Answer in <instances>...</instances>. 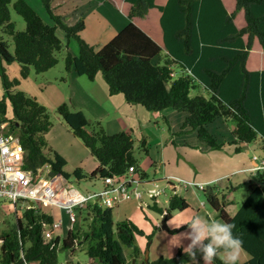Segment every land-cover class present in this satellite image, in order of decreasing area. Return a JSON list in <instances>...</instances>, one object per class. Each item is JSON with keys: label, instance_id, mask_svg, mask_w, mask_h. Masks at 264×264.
Masks as SVG:
<instances>
[{"label": "trees", "instance_id": "trees-1", "mask_svg": "<svg viewBox=\"0 0 264 264\" xmlns=\"http://www.w3.org/2000/svg\"><path fill=\"white\" fill-rule=\"evenodd\" d=\"M53 1L42 0L54 21L51 24L26 0H16L14 9L26 21V29L17 30L10 10L12 0H0V57L7 64L18 62L21 73L20 78H10L7 68L2 66L0 77L5 93L0 99V109L28 152V167L49 165L52 175L81 180L123 175L133 165L137 176H147L134 155L132 129L113 134L100 125L96 129L82 110H72L68 103H62L57 109L65 124L99 161L92 173L82 168L67 171V159L49 146L46 137L54 126L48 107L26 91L14 90L22 79L30 76L32 67L42 73L59 62L57 53L64 46L58 29L79 43L77 55L70 50L66 55V70L86 75L90 80L102 72L111 95L124 93L130 104L143 105L154 112L170 107L187 112L181 131H197L199 138L214 149L223 145L208 128L217 118L235 123L233 133L239 143H252L260 134L264 138V69L247 68L250 53L255 54L259 46L264 50V0H234L232 11L224 0H124V11L131 22L99 48L81 37L85 18L67 23L55 11ZM153 10L160 15L163 44L154 38L158 33L154 16L147 17ZM240 11L244 14L242 26L237 22ZM3 34L12 37L14 52ZM164 49L169 51V58L157 63L155 58ZM177 64L183 73L175 77L173 67ZM197 83L209 90V97L192 95ZM8 100L13 107L12 118L8 117ZM240 150L241 146L236 148ZM260 179L261 184L251 186L235 215L227 211V205L233 202L227 199L224 190L217 186L203 189L217 216L224 223L236 225L234 233L250 255L248 261L239 264H264V170ZM150 207L168 221L172 210H184L189 203L184 196L174 193L165 208L157 202ZM80 211L88 228L71 229L61 239L54 233L52 213L41 204L26 208L14 227L2 232L0 264H55L59 262V251L74 249L81 241H89L87 264H196L182 248L168 259L147 263L129 261L124 245L134 244L135 234H143L140 228L128 218L116 222L113 207L89 203ZM220 253L211 264H223ZM198 260L203 264L202 259Z\"/></svg>", "mask_w": 264, "mask_h": 264}, {"label": "crops", "instance_id": "crops-1", "mask_svg": "<svg viewBox=\"0 0 264 264\" xmlns=\"http://www.w3.org/2000/svg\"><path fill=\"white\" fill-rule=\"evenodd\" d=\"M224 1L229 11H232L234 9V0H230L228 4L226 0ZM123 2L124 0H121V2H116L115 0H89L87 7L82 8L81 10L90 12V15L84 16L82 15L84 13H77L74 15L73 23H70L71 21L68 19V17L63 18V16L59 12L57 13L60 14L62 18L69 24H74L75 20L77 21L81 17H84L86 20V27L83 31L80 32V34H83L85 31L87 32L88 28L92 26L91 23L87 22L88 18L90 17L91 20L95 21L102 28L99 30L100 32H97L95 37L92 39L95 44H99V47H101L108 43L131 22V18L127 15L126 11H124ZM109 6L112 8L116 18H112L110 16L109 11L112 10ZM153 16L154 27L158 30L159 33H157L154 38L159 42L162 41L161 44H163L164 32H161L159 24L160 15L158 14V12L153 10L148 14L147 17L150 19ZM237 17L238 24L242 26L244 20L243 11H240ZM85 40L89 42L87 38ZM70 51L74 55H77L79 53L78 50ZM168 54L169 51L167 49H164L162 53L155 58V61L157 63L165 62L166 58H169ZM173 68L175 70V77L183 73L178 64L174 65ZM247 68L250 70L264 69V50H262L260 46L258 47V49H256L255 54L250 53L247 61ZM187 71L188 69L186 70V72ZM68 72L71 84V90L68 93L69 97L65 95L60 89H55L54 93L52 94L54 99L51 100L49 96L44 94V88L43 90L41 89L42 98L40 99V97L37 95V97H35L47 107L49 106L48 108H56L58 105L67 103L68 101L70 107L75 110H82L91 121H98L109 132H114V128H120L118 129L120 131L132 129L134 132V138H140L142 142L146 143V147L150 148V150H148V153L150 154L151 147H153V145H156L157 153L154 156V159L156 165L158 167L161 166L162 172L165 176L164 180H166L167 182L166 185L161 184L160 181L164 176L160 179L156 178V182L159 186L170 188L171 185L168 184V180L166 177L169 175L194 180L198 183H196L198 186H217L219 190H224V192L227 193V199L233 202L227 205V211L231 215H235L241 204L239 203L240 201L235 195L238 190L243 189L245 185L247 186L250 182L253 181H256L257 183L255 184L257 185L261 184V170L256 168L259 166L262 160H264V138L261 134L257 138L259 139V142L257 144H254V142L245 144L239 143L236 136L233 139L228 136L224 137L225 140L219 139L222 138V136L218 133L213 132L214 135H216L215 137L218 139V141L223 144L221 148L214 149L208 143L202 141L199 138L197 131H181L188 115L187 112L178 111L171 107L161 112H154L148 110L143 105H132L127 101L124 93H117L114 95H111L109 93V86L102 72L98 73L95 80H86L83 75H80L73 70ZM197 86H203L206 89L203 84L197 83ZM207 91L210 94L209 90ZM53 105H55V107H51ZM109 119H111V121L118 122L120 124V127H118V125L113 127V124L112 122H109ZM160 119H164L166 126L159 122ZM226 122L232 123L233 128L235 129V123L226 121V119L224 118L219 119L220 124H223L226 127H228V125H231L230 123L228 124ZM58 124H60L61 127V138L66 139L73 134V132L70 131L65 122L63 123L59 120ZM50 132L51 131L47 133L48 142L53 149L57 150L67 159L68 164L66 166V170L69 171L68 166L70 164V159L68 158V153L66 151L67 149L63 150L62 145L51 141L49 138ZM239 146H241V150L236 151V148ZM86 159L87 157L85 158V160ZM98 166L99 161L95 160L92 155V161L90 165H87L83 160H78L72 168H82L84 172L91 173L96 170ZM73 169H71V171L69 172H72ZM97 177L98 178L88 179L91 180V183L97 185L98 180H102V178H100L99 176ZM146 178H148L149 180H154V178H151L148 173ZM69 181L70 185L74 186V188H77L75 187L73 180ZM101 186H105L103 180L101 181ZM143 186L147 188L154 185L146 183ZM171 188L173 189L172 186ZM188 188L189 187L182 188L181 191L180 189H178V192L181 193L183 189L188 190ZM246 198L247 196L245 197V199ZM186 199L188 200V197H186ZM203 204L204 206L206 205L205 203ZM190 205L191 204H189V207ZM188 208L184 210H187ZM212 213L216 214L214 210L212 211ZM207 214L209 218H211V220H215V217H211V213ZM131 217L133 218L132 215ZM123 218H130V211L128 209L123 212ZM173 218L174 216L166 221L168 225L167 229L171 237H174L172 235L178 234V232H171V230H174V228L170 227V224L176 222H174ZM203 218L206 219L205 217ZM144 222L149 227L148 222ZM164 222L165 221H163V224ZM221 223H224V221L222 220ZM182 243L185 245L187 241L183 240ZM180 248L182 247L173 245L171 249L173 250V252H175ZM244 253L247 252L245 251ZM244 257V261H248L250 258V256ZM127 259L132 262H139V258L134 257V259H132L130 258V256H127ZM147 262H149V259H146L145 263Z\"/></svg>", "mask_w": 264, "mask_h": 264}, {"label": "rangeland", "instance_id": "rangeland-1", "mask_svg": "<svg viewBox=\"0 0 264 264\" xmlns=\"http://www.w3.org/2000/svg\"><path fill=\"white\" fill-rule=\"evenodd\" d=\"M15 1L16 0H12V3L10 5L12 21H14L17 30H25L26 21L23 18V16H21L15 11L14 9ZM26 1L38 12V14L42 17V19L46 23H51V24L54 23L48 11L44 7L42 0H26ZM88 1L89 0H54L53 5L55 7L56 12H59L63 16V18L68 17V19L71 21L70 23H73L74 15L77 13L79 14L84 13L82 14L84 16L90 15V12L81 10L82 8L87 7ZM226 1L228 4L230 0H226ZM110 9L112 10L111 7ZM109 12L112 18H116L113 10ZM95 20H96V17H95ZM76 22L77 21L75 20L74 23ZM87 22L91 23L92 26L88 28L87 32L85 31L83 34L81 33V37L85 39L87 38V40L91 44L95 45L96 48H99V44H95L92 41V39L95 37L97 32H100L99 30L102 28L95 21L91 20L90 17L88 18ZM57 32L64 46L62 50L57 53L59 62L54 67L49 69L48 71L42 72V73L36 72L35 69L32 67L30 76L26 79H22L21 83L14 88L15 91L24 90L32 96H36V95L39 96L41 99L42 98L41 89L43 90L44 88V94L49 96V98L53 100L54 97L52 94L54 93V90L60 89L65 95L69 97L68 93L71 90V84H70L69 72L66 70L65 58L69 50L79 51V43L75 38H67L65 36V32L62 29H58ZM3 37L6 41H8L11 51L14 52V44H13L12 37L7 34H3ZM3 65L7 68V73L10 76V78H15V77L20 78L21 73H20V65L18 62L7 64L0 57V71ZM83 76L84 78H86V80H90L86 75H83ZM88 82H91V81H88ZM195 92L192 91V94L193 95L203 94L206 96H210L208 91L203 86H197ZM4 93H5V89H4L2 78L0 77V99L3 98ZM8 102H9L8 117L12 118L14 114L13 107L9 100ZM67 103L69 104L68 101ZM55 105L51 107H55ZM58 106L56 108H48L51 113L53 124H54V126L50 130L51 131L49 134L50 140L53 141L54 143H58L62 145L63 150L67 149L66 151L68 153V158L70 159V164L68 166L69 171L73 169L72 167L74 166V164L77 163L78 160H83L87 165H90L92 161L91 151L84 144L82 139L75 137L73 134L70 137H67L66 139L60 137L61 127H60V124H58V121L60 120V122H63V123L64 121H63V118L58 113V109H57ZM70 108L72 110H75L72 107ZM219 119H222V118H217L215 121L209 123L208 126H209L210 132L213 135L214 133H218L219 135H221L222 138H219V139L225 140L224 139L225 136H228L233 139L235 137L233 133V129H234L233 124L230 122H226L228 124L229 123L231 124V125H228V127H226L225 125L219 123ZM109 122L110 123L112 122L113 127L116 125L120 127V124L116 121H111V119H109ZM159 122L166 126L164 119H160ZM93 123L94 125L92 126L95 127L96 129H98L100 125L106 130V128L98 121H94ZM118 129L120 128H117V129L114 128L113 130L114 132H109L108 130L106 131L108 133L113 134V133L119 132L120 130ZM15 135H18V132H16ZM258 142H259V139L254 141V144L255 143L257 144ZM143 143L144 142H142L140 138L136 137L134 155L138 159L142 170L147 172L151 178L160 179L161 177L164 176V173L162 172L161 166L158 167L156 165V162L154 159V156L157 153L156 145H153V147H151V154H150L148 153V150H150V148L148 147L146 148ZM86 157L87 159L85 160ZM94 159L97 160L95 157ZM74 170L75 169H73V171ZM169 176H172V175H169ZM169 176H166V177H169ZM172 177L180 178L177 176H172ZM164 178L165 176L160 181L162 185L167 184ZM181 179H185V178H181ZM186 180L197 183L194 180H190V179H186ZM90 181L91 180L88 178H83L81 180H76L73 178V183L75 187L79 188L83 192H87V191L93 192V191H98L103 188L101 186V181H102L101 179L98 180L97 185L91 183ZM58 183H61V181L58 180ZM255 183L257 182L256 181L250 182L249 185L247 186L245 185L243 189L238 190V192L235 194L237 199H239L240 201L239 203H241L240 206L245 201L244 200L245 197L248 196L251 186L257 185ZM203 187L205 186L191 185L189 187L191 189L189 188L188 190L183 189L181 193L178 192V188H177V193L181 196H184L185 198L188 197V200L187 199L186 200L191 205L187 210H183V211L172 210V217L174 216L173 220L174 222L176 221L175 223L190 221L194 216H200L202 218L205 217L206 220H211V218H209L207 213H211V217H215L216 221L222 222V219L218 218V216L215 213L214 214L212 213L213 209L207 201L206 195L203 192ZM173 194L174 192L171 186L170 188H166V192H164L158 198V203L163 208H165L168 205L169 198ZM203 203H205L206 205L204 206ZM36 205H39L38 202H36ZM26 206H27V203L23 201H18L15 206L10 203L7 204L5 199H0V232L1 233L3 231L10 230L14 227V225L16 224L17 218L22 217L23 212L26 209ZM43 209L45 211L52 212L56 221L58 220L62 221L63 223L62 227L55 229V234L60 236L61 239H64L67 236L70 228L76 231L88 228V223L87 221L84 220V216H85L84 213H81V211L78 209H76L75 211V214L78 218V221L75 224L71 223L69 219V213L63 207L54 206L50 204H44ZM127 209L130 211V218L128 219H131L143 232V234H138V233L135 234L134 236L135 242L132 246L124 245V251L128 257L130 256V258L132 259H134V257L139 258L138 259L139 262L145 263L146 259H149V262H150V261H155L161 258H164V259L172 258L177 254L179 249L175 252H173V250L171 249L173 246L172 243L176 242V237L172 235L174 236L172 243H169L171 239V235L168 229L162 228V224L164 221L163 214H161L160 212L154 209H151V207L150 208L145 207L144 208L145 210H143V208H141V205H140V200L134 197L132 199L124 201L123 203H119L113 208L114 217H115L116 222L121 221L123 219H127V218H123V212ZM131 215L133 216V218L131 217ZM144 221L148 222L149 227ZM186 230H187V225L185 224L182 227L178 228V233L185 232ZM184 240L187 241V243L185 244L186 246L189 243V241L187 239H184ZM88 247H89V241H81L80 244L77 243L76 248L74 249H63L59 251L58 253L59 262L55 264H87L88 263V254H87ZM244 252L245 250L241 247L239 263L245 262L244 256H250L248 253H244ZM220 255L224 259L225 253L223 251H221Z\"/></svg>", "mask_w": 264, "mask_h": 264}, {"label": "built area", "instance_id": "built-area-1", "mask_svg": "<svg viewBox=\"0 0 264 264\" xmlns=\"http://www.w3.org/2000/svg\"><path fill=\"white\" fill-rule=\"evenodd\" d=\"M11 127L0 109V199L7 204L16 206L18 201L27 203V208L35 204H50L67 210L72 223L77 221L76 208H84L89 203H97L102 207H114L132 198L140 200L141 208H150L158 203V198L166 192L165 187L157 184L156 179L141 178L135 173V166H130L123 175L106 176L102 178L105 186L98 191L83 192L69 184V180L61 175L51 174V167L44 165L37 169L28 167V152L20 140L19 134ZM257 169L264 170V160ZM58 180L61 183H58ZM168 184L177 193V188L197 185L186 179L167 177ZM146 183L154 186L145 188ZM62 227V221L54 223V230ZM0 232V248L4 243Z\"/></svg>", "mask_w": 264, "mask_h": 264}, {"label": "clouds", "instance_id": "clouds-1", "mask_svg": "<svg viewBox=\"0 0 264 264\" xmlns=\"http://www.w3.org/2000/svg\"><path fill=\"white\" fill-rule=\"evenodd\" d=\"M61 176L65 178L63 175ZM32 205L35 207L36 203ZM76 209L81 210L83 208ZM76 222L71 223L75 224ZM185 224L187 225V230L174 235L176 237L175 243H172L173 237H171L169 243L182 247L184 253L196 264H199L198 258L202 259L203 264H211L220 251L225 253L223 264H239L242 241L234 233L236 228L234 223H221L216 220H206L200 216H194L190 221L172 223L170 227L178 229ZM184 239L189 241L186 246L182 243Z\"/></svg>", "mask_w": 264, "mask_h": 264}, {"label": "water", "instance_id": "water-1", "mask_svg": "<svg viewBox=\"0 0 264 264\" xmlns=\"http://www.w3.org/2000/svg\"><path fill=\"white\" fill-rule=\"evenodd\" d=\"M31 204H33V202L31 201L30 202ZM163 228L167 229L168 228V225H167V222L165 221L164 224H163Z\"/></svg>", "mask_w": 264, "mask_h": 264}]
</instances>
